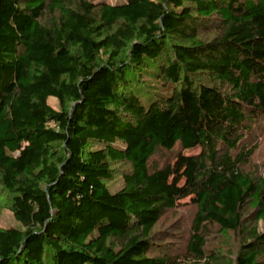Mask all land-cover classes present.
Segmentation results:
<instances>
[{"label":"trees","instance_id":"16d2710c","mask_svg":"<svg viewBox=\"0 0 264 264\" xmlns=\"http://www.w3.org/2000/svg\"><path fill=\"white\" fill-rule=\"evenodd\" d=\"M261 123L264 0H0V192L23 228L0 227V264H264ZM186 198L185 252L150 255ZM208 226L241 235L236 256Z\"/></svg>","mask_w":264,"mask_h":264},{"label":"rangeland","instance_id":"374dc122","mask_svg":"<svg viewBox=\"0 0 264 264\" xmlns=\"http://www.w3.org/2000/svg\"><path fill=\"white\" fill-rule=\"evenodd\" d=\"M70 7L78 6L80 2L86 1L90 4L106 3L111 5L123 4L126 0H64ZM155 2H164L167 0H152ZM53 18L51 15H47L45 18L50 21ZM217 34L215 28L208 26L200 32V37L204 40L214 38ZM144 83H149L155 85L149 78H144ZM49 104L56 110L60 111V102L54 98L48 99ZM257 130L250 135V144L258 143V149L255 152L251 163L245 167V170L257 175L262 176L264 174V123L257 126ZM179 153V149L173 152L158 151L156 155L150 160V165L152 168H163L165 164L172 163L174 158ZM198 153L196 150L193 153L186 152L185 154H195ZM112 168L115 169V176L112 181L107 182L109 190L114 193L119 191L123 187L122 173L129 172L130 166H125L123 164H113ZM0 227L9 229L17 228L23 230L21 224L14 219L12 213V202L10 197L0 192ZM196 208L190 202V198H186L180 201L179 206L172 211H167L160 222L156 225L153 232V237L155 240V250L150 253L152 256H162L163 254H168L170 256L176 257L181 256L186 249V244L189 240L191 234V224L195 217ZM260 232L264 233V220L259 223L258 226ZM206 234L208 235V245L209 249L217 250L221 249L226 252L232 253L234 256L240 251L244 239L239 234L230 233L223 234L219 231L217 227L208 226L206 229Z\"/></svg>","mask_w":264,"mask_h":264}]
</instances>
